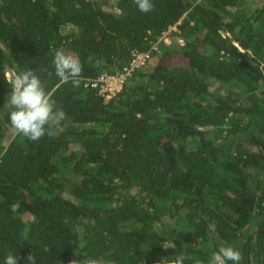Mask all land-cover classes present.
<instances>
[{
    "label": "trees",
    "instance_id": "trees-1",
    "mask_svg": "<svg viewBox=\"0 0 264 264\" xmlns=\"http://www.w3.org/2000/svg\"><path fill=\"white\" fill-rule=\"evenodd\" d=\"M152 3L0 0V264H210L221 246L264 264V1ZM173 26L114 96L84 86ZM55 51L79 58V87ZM26 70L66 114L55 137L11 126Z\"/></svg>",
    "mask_w": 264,
    "mask_h": 264
},
{
    "label": "clouds",
    "instance_id": "clouds-1",
    "mask_svg": "<svg viewBox=\"0 0 264 264\" xmlns=\"http://www.w3.org/2000/svg\"><path fill=\"white\" fill-rule=\"evenodd\" d=\"M133 2L143 13L154 9L152 0H133ZM91 59L92 57H89V60ZM101 62L96 60L97 65ZM52 64L55 75L59 78V84L71 83L73 87L80 86L82 65L78 57L65 54L63 51H55ZM8 83L11 85V92L7 97L6 107L12 128L30 141H37L45 135L57 136L61 122L66 119V114L56 107L52 93L46 91L40 78L32 70H26L14 74ZM91 222L94 223V221ZM82 223L88 224L90 221L83 218ZM185 258L183 254L178 255L175 264H183ZM241 259L240 251L231 246H221L213 253L210 264H226L227 261L239 264ZM4 264H18V256L9 253L4 259ZM26 264H36V258L32 253L27 255Z\"/></svg>",
    "mask_w": 264,
    "mask_h": 264
},
{
    "label": "built area",
    "instance_id": "built-area-1",
    "mask_svg": "<svg viewBox=\"0 0 264 264\" xmlns=\"http://www.w3.org/2000/svg\"><path fill=\"white\" fill-rule=\"evenodd\" d=\"M171 29L172 27H169L155 42H152L147 51H133L131 60L121 70L115 73L103 72L95 78H85L83 79L84 86L94 87L105 99L111 98L122 90L125 81L134 71L147 67L152 52H158L160 50L161 43H164L165 40L162 38L166 33L170 32Z\"/></svg>",
    "mask_w": 264,
    "mask_h": 264
},
{
    "label": "rangeland",
    "instance_id": "rangeland-1",
    "mask_svg": "<svg viewBox=\"0 0 264 264\" xmlns=\"http://www.w3.org/2000/svg\"><path fill=\"white\" fill-rule=\"evenodd\" d=\"M259 2H262V1H264V0H258ZM177 30H176V28L175 27H172V29H171V31L170 32H168V33H166L165 34V36L162 38V39H165L164 40V43H171L172 42V36H174V32H176ZM78 147V145L77 144H72L71 145V148L72 149H75V148H77Z\"/></svg>",
    "mask_w": 264,
    "mask_h": 264
}]
</instances>
